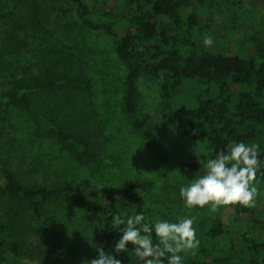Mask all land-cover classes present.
Returning a JSON list of instances; mask_svg holds the SVG:
<instances>
[{
	"label": "trees",
	"instance_id": "1",
	"mask_svg": "<svg viewBox=\"0 0 264 264\" xmlns=\"http://www.w3.org/2000/svg\"><path fill=\"white\" fill-rule=\"evenodd\" d=\"M56 3L51 7L55 19L66 17L75 8L82 17L88 14L82 0H54ZM99 3L104 14H113L114 22L97 25L83 18L84 23L113 38L116 53L127 68L122 109L147 140L154 167L174 175L181 188L203 175V162L227 151L230 144L255 143L260 161L255 186L264 191V16L258 20L254 6L243 12L239 7L242 0ZM40 13L41 6L36 4L34 26L42 23ZM235 18L244 26L237 27ZM206 36L214 40L211 47L203 43ZM10 42L14 39L8 38L6 46ZM141 78L159 85L161 101L156 115L141 108ZM35 96L42 97L41 104H35ZM93 96L86 70L69 61L61 71L15 81L13 89L0 94V111L5 117L10 107L21 109L36 126L35 137L55 142L75 162L91 166L102 160V145L107 141ZM163 128L171 130L174 139L204 144L206 159L176 163L158 135L157 130ZM33 173L21 178L0 157V264H21L30 237L48 240L47 264H61L66 255L83 248L82 244L94 258L102 246L121 264H144L131 244L127 252L115 253L122 232L113 217L123 206L138 204L139 195L151 191L153 182H133L116 196H89L72 185L43 187L44 182L39 183ZM255 204L254 208L230 205L211 212L208 206L187 207L178 192L171 202L139 203L137 214L144 212L154 244L159 243L154 231L157 221L193 219L200 243L194 253L179 254L182 264H264V195L256 197ZM76 210L85 213L80 222L81 230L86 225L83 241L65 229L75 219L70 212ZM164 264H168L167 258Z\"/></svg>",
	"mask_w": 264,
	"mask_h": 264
},
{
	"label": "rangeland",
	"instance_id": "2",
	"mask_svg": "<svg viewBox=\"0 0 264 264\" xmlns=\"http://www.w3.org/2000/svg\"><path fill=\"white\" fill-rule=\"evenodd\" d=\"M82 1L87 15L82 17L75 8L58 20L51 10L53 5L57 6L54 0H0V16L5 17L0 20V94L13 89L15 81L61 71L69 61L82 66L92 80L94 108L107 137L102 145V160L91 166L78 164L62 152L55 142L35 137L36 126L27 113L11 107L5 117L0 111V157L21 178L35 171L31 176L38 177L39 183L44 182L43 187L72 185L89 196L107 197L109 194L116 196L119 190L133 182L150 181L154 187L139 195V203L151 200L171 202L180 192L179 181L175 180L174 175L154 167L147 140L133 128L123 112L127 68L116 53L113 38L102 29H90L83 20L87 18L94 24L102 25L114 22V16L104 14L100 7L102 3H99L101 0ZM242 1L244 4L239 7L243 12L246 13L247 7L254 6L259 11L257 19H262L264 0H252V4L250 0ZM36 4L41 6L42 23L39 26L32 24ZM235 24L237 27L244 26L238 18H235ZM207 25L210 24L207 22ZM8 38H13L14 42L6 46ZM19 42L24 45H19ZM138 89L143 111L156 115L161 101L159 85L141 78ZM41 101L42 97L35 96L36 105ZM157 132L163 148L171 152L176 163L188 158L195 161L206 159L204 144L174 139L169 129L165 131L163 128ZM262 195L264 191H258L256 197ZM139 203L135 204L136 213ZM132 206H123L121 210ZM70 213L75 219L65 229L77 235L75 239L80 236L83 241L86 225L82 231L80 222L84 221L82 215L85 213L83 210ZM49 247L47 239L30 237L25 244L21 264H47ZM82 247L66 255L61 264H82L84 260L94 259L87 245L82 244Z\"/></svg>",
	"mask_w": 264,
	"mask_h": 264
},
{
	"label": "clouds",
	"instance_id": "3",
	"mask_svg": "<svg viewBox=\"0 0 264 264\" xmlns=\"http://www.w3.org/2000/svg\"><path fill=\"white\" fill-rule=\"evenodd\" d=\"M203 43L211 47L214 40L211 36H206ZM258 156V144H230L227 151L222 150L214 159L203 162L205 173L189 185L182 186L180 196L187 207L203 209L208 206L211 212L230 205L254 208L258 195L255 186L260 166ZM135 207L133 205L130 209L124 208L113 217L122 232L120 240L114 246L115 253L127 252V245L131 244L136 257L144 264H164V258H167L168 264H182L180 253H194L198 249L200 242L193 227V219H181L178 222L157 221L154 231L159 243L154 244L152 227L144 223V212L137 214ZM82 264H121V261L106 254L100 246L97 248V257L91 261L84 260Z\"/></svg>",
	"mask_w": 264,
	"mask_h": 264
}]
</instances>
